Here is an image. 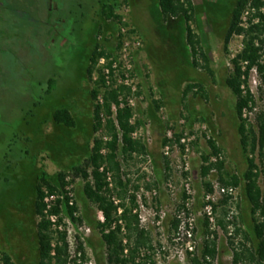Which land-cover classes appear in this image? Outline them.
<instances>
[{"label": "rangeland", "instance_id": "rangeland-1", "mask_svg": "<svg viewBox=\"0 0 264 264\" xmlns=\"http://www.w3.org/2000/svg\"><path fill=\"white\" fill-rule=\"evenodd\" d=\"M107 1L26 0L44 32L41 45L38 39L31 40L27 75L35 83L54 76L58 84L42 106H34L35 98L29 103L27 98L24 101L17 97L0 101V256L9 253L15 264L39 261L41 217L36 215L35 202L42 171L52 176L65 171V175L72 173L75 177L81 220L74 221L63 212L62 230L51 228L55 240L61 235L67 238L71 256L68 264H108L106 247L95 225L101 221V210L84 195L83 177L72 171V167L89 156L95 138H110L105 128L93 130L94 101L90 91L94 83L88 79L91 43L99 31L101 4ZM127 1L120 14L144 43L133 55L132 69L126 68L122 60L120 26L111 21L101 22L104 32L99 34L98 41L119 57L117 83L124 84L128 77L136 87L135 92L131 88L128 97L134 109L132 121L137 126L133 137L146 150L121 156L120 160L124 180H131L126 203L130 206L131 197L136 196L141 225L151 236L152 248L143 249L141 257L150 255L151 264H233L230 244L233 228L227 234L219 226L221 207L216 213V223L210 221L204 207L206 195L211 192L208 183L214 187L215 204L221 205L224 195L216 192V186L223 185L221 176L233 174L243 178L247 168L240 147L236 97L227 84L233 71L232 59L242 49V36L238 35L232 36L226 47L237 0H192L198 13L191 26L202 35L199 22L203 23L206 37L203 53L213 64L214 76L203 66L193 64L183 20L169 18L164 22L159 0ZM248 17L245 12L241 21L246 22ZM31 32L25 34L28 41L34 37ZM198 59L200 64L204 63L201 52ZM101 66L100 62L97 68ZM97 77L96 73L94 80ZM194 82H200L204 91L196 88L184 95L187 85ZM250 85L259 111L264 107V90L256 71L251 74ZM101 97L102 93L99 101ZM60 107L71 108L76 127L53 124L50 114ZM103 117L106 123L107 117ZM244 117L255 125L256 112L248 111ZM182 138H186L188 149ZM210 139L221 149L219 155L213 154ZM167 146L171 147L169 155L165 154ZM203 155H211L212 163L224 161L223 168H214L207 177L203 176ZM248 158L255 159L259 184L264 189V162L251 152ZM187 181L192 194L187 192ZM171 182L174 191L169 186ZM115 186L114 181L112 197L120 199ZM231 207L232 214L239 216L238 225L250 232L251 209L244 194V181ZM18 209L23 214L16 213ZM190 217L194 218L192 237L187 233ZM188 241L194 246L193 251L188 249ZM210 241L216 242L214 257L205 256ZM235 241H243V236ZM81 245L83 250L79 249Z\"/></svg>", "mask_w": 264, "mask_h": 264}, {"label": "trees", "instance_id": "trees-1", "mask_svg": "<svg viewBox=\"0 0 264 264\" xmlns=\"http://www.w3.org/2000/svg\"><path fill=\"white\" fill-rule=\"evenodd\" d=\"M127 0H108L101 4L99 31L95 34L91 43L92 49L89 55L88 79L93 81L94 87L90 91L94 101L93 130L97 132L101 128L106 129L109 139L97 137L91 148L89 156L80 164L72 167V171L81 175L85 181L83 193L88 200L95 203L103 212L105 221H96L95 225L100 230L102 242L106 247L108 264H151L152 257H141L143 249L152 248L150 233L142 227L139 213L134 209L138 206L136 196L130 199L127 205L128 188L130 179L124 180L122 175L121 156H131L132 153L146 150V147L133 137L137 126L132 124L134 109L128 97L131 87L118 84L115 78V69L112 67L119 57L113 49L98 41L99 34L104 32L103 21H111L121 26L123 16L120 14ZM159 6L164 22L168 19L183 20L186 24L185 31L189 50L193 56L195 66H203L208 73L214 76L215 70L211 60L203 53V45L206 43L203 23L199 22L202 35L197 34L191 26L198 13L192 0H159ZM26 0H0V101L12 100L15 97L29 100L35 98L34 106H42L46 96L51 95L57 89L58 81L53 76L45 82L40 80L35 83L27 75V62L31 58V40L38 39L42 42V29H39L37 20L32 15L34 12ZM216 13L215 10H213ZM212 11V12H213ZM248 12V20L242 24V16ZM126 25V24H125ZM34 29V32H31ZM34 33V37L28 39L25 34ZM132 32H136L134 29ZM242 36V49L232 59L233 71L227 78V84L236 97V114L239 120L238 132L240 136L241 152L246 160V170L243 178L238 175L227 174L221 176V182L225 186H238L244 181V194L251 209V230L244 231L239 224V216L232 214V197L224 195L221 205L215 204V212L221 213L218 218L219 226L229 234L230 227L233 235L230 244L233 250V264H264V189L259 184L260 173L255 164V159L248 158V153L260 157L264 162V107L256 111L257 101L250 85L251 74L254 70L260 76L264 90V0H237L233 17L226 34V47L232 36ZM119 46L123 43V36L119 32ZM37 42V41H36ZM32 44V45H31ZM201 52L204 63L200 64L198 55ZM106 59V64L97 68L101 59ZM106 68L110 69V78H107ZM97 73V78L95 74ZM35 79V78H34ZM26 88V89H25ZM199 88L204 91L200 82L187 85L184 95ZM24 89V91H23ZM128 94H125V92ZM102 93V99L98 97ZM37 96V97H36ZM97 100V102H95ZM7 101V102H9ZM0 102V103H1ZM158 106V102H156ZM8 105V104H7ZM159 108V106H158ZM256 112V123L251 125L244 115L248 112ZM49 112V111H48ZM51 121L56 127L74 128L77 125L71 108L60 107L52 111ZM107 122L104 123V117ZM29 124V122H26ZM30 126V125H29ZM214 155H219L221 149L213 139L209 140ZM106 150L105 153L103 151ZM211 155H203V176L207 177L214 168L222 169L224 161L212 163ZM104 167L105 170L101 171ZM114 174L115 189L120 198L117 205L112 200V191L107 181V171ZM65 171L57 175H50L42 171L37 182V198L35 212L41 220L38 223V251L39 261L37 264H68L70 257L69 243L65 235L59 239L54 238L51 230L52 222L46 219L44 202L47 192L50 194L61 193L64 198H59L52 209V213L64 212L74 221H80L75 216L79 210L77 204H70V197L66 192ZM138 188V186L136 187ZM208 191H214L211 183L207 185ZM47 191V192H46ZM187 198V196L185 195ZM119 207L123 208L119 214ZM62 220V219H61ZM176 222L175 226L178 227ZM243 236V241L236 242L235 238ZM83 250V246H80ZM55 252V254H53ZM216 254V242L210 241L205 248V256ZM4 264H15L9 253L2 254Z\"/></svg>", "mask_w": 264, "mask_h": 264}, {"label": "built area", "instance_id": "built-area-1", "mask_svg": "<svg viewBox=\"0 0 264 264\" xmlns=\"http://www.w3.org/2000/svg\"><path fill=\"white\" fill-rule=\"evenodd\" d=\"M124 6L126 7V4ZM246 13L248 14V12H246ZM122 21H123L124 25L121 26V30H120V35L123 36L121 56H122V60L124 62L125 67L128 68V69H132V66H133L132 65L133 55H134L135 51H137V50H139V49L144 47V43H143V39H141V37L136 35V32L132 33L133 27L130 26L127 23L126 19L123 18ZM246 23H247V20L244 23L242 22L243 25H245ZM100 62H101L102 65H104V64H106V59L102 58ZM118 66H119V61H115L113 66H112L115 69V73L118 70ZM105 71H106V73L108 75L107 78L109 79L110 78V76H109L110 69L106 68ZM254 71H256V70H254ZM124 84L130 86L134 92L136 91V87L130 83V79L128 77L124 81ZM131 122H132V124L136 125L135 121L131 120ZM136 134H137V130H135V132L133 133V136L136 135ZM181 141H182V143L184 145L187 146V149H188L189 144L187 143L186 138H182ZM170 150H171V147L167 146L165 154L169 155L170 154ZM103 153H105V150L103 151ZM216 160H218V158H216ZM184 164H187V163H184ZM104 170H105V168L102 167L101 171H104ZM106 175H107V181L110 184L109 185L110 188H113V186H114V178H113L114 174H113V172L108 170ZM65 181H66L65 189H66V192H67L68 196L70 197V204L71 205H75L77 203H76V192H75L76 185H75V177H74V175L72 173L66 174ZM185 185H186V189H187L188 194H192L190 182L187 181L185 183ZM169 186L172 189L174 188L172 186V182L169 184ZM241 188H242V184H240L238 186L217 185L216 186V192L220 193L221 195H229V196L232 197V200H233V199H236L240 195ZM172 191H174V189ZM154 194L157 195L158 191H154ZM59 198H64V194H61L60 192L59 193H55V194H50V193L47 192L45 200H44V202L46 203V208L44 210V215H45L46 219H48V220H50L52 222L51 228H53L54 230H62V226H63L62 225L63 224L62 220H63V215H64L63 212L61 214H58V215L52 213V209L56 205V202H57V200ZM112 200L117 205H119V203L121 201L120 199H116V197H112ZM215 201H216L215 200V194L213 192H209L206 195V204H205L204 209H205V213L208 215V217H209V219H210V221L212 223H216ZM138 206L134 209L135 213H137V211H138V208H139ZM122 211H123V208L119 207V214H121ZM78 212H79V210L77 212H75V216L76 217H78ZM100 220H101V222L105 221V217H104V214H103L102 211H101ZM193 230H194V218L190 217L188 219V222H187V233L190 235V237H192ZM187 247L191 251L194 250V246L192 245L191 241H188ZM79 249H80V246H79ZM69 253H70V251H69ZM53 254H55V252H53ZM69 258H71V256ZM0 264H4L1 256H0Z\"/></svg>", "mask_w": 264, "mask_h": 264}, {"label": "flooded vegetation", "instance_id": "flooded-vegetation-1", "mask_svg": "<svg viewBox=\"0 0 264 264\" xmlns=\"http://www.w3.org/2000/svg\"><path fill=\"white\" fill-rule=\"evenodd\" d=\"M16 213L23 214V212H21L19 209H18V211H16Z\"/></svg>", "mask_w": 264, "mask_h": 264}]
</instances>
